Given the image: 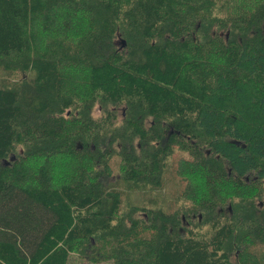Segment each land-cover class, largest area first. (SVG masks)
Instances as JSON below:
<instances>
[{
    "label": "trees",
    "instance_id": "obj_1",
    "mask_svg": "<svg viewBox=\"0 0 264 264\" xmlns=\"http://www.w3.org/2000/svg\"><path fill=\"white\" fill-rule=\"evenodd\" d=\"M76 246L264 264V0H0V264Z\"/></svg>",
    "mask_w": 264,
    "mask_h": 264
},
{
    "label": "rangeland",
    "instance_id": "obj_2",
    "mask_svg": "<svg viewBox=\"0 0 264 264\" xmlns=\"http://www.w3.org/2000/svg\"><path fill=\"white\" fill-rule=\"evenodd\" d=\"M120 111H123V107H120V110L117 113L118 120H121L120 116L124 115V113L123 112L120 113ZM100 116H101L100 109L95 107V109L93 111V117L94 118H99ZM79 148L80 149L82 148L81 145H79ZM13 159H14V156H12L11 161ZM60 162H63V161H59V162L57 161V168L55 170L54 179L56 181L62 180L64 175H65V173L61 169H59V167H58L59 166L58 164H60ZM62 164H64V163H62ZM116 168L115 167L112 168L113 177L117 176V173H119ZM123 205H124L125 209H128V202L127 201H125V203ZM190 217H191L192 220H194V218H195L194 215H190ZM199 218H201V216ZM85 250H83V247H81V246H76L75 250L72 253L70 264H85V263H88L90 260H93L92 257H91V251H89V250L85 251ZM94 264H113V261L112 260H108L107 262H100V263L99 262H95Z\"/></svg>",
    "mask_w": 264,
    "mask_h": 264
},
{
    "label": "water",
    "instance_id": "obj_3",
    "mask_svg": "<svg viewBox=\"0 0 264 264\" xmlns=\"http://www.w3.org/2000/svg\"><path fill=\"white\" fill-rule=\"evenodd\" d=\"M122 44L124 45L125 43L124 42H122ZM12 159V158H11Z\"/></svg>",
    "mask_w": 264,
    "mask_h": 264
}]
</instances>
